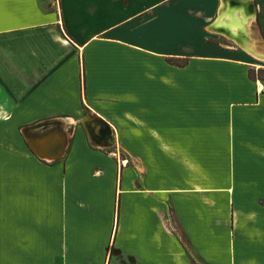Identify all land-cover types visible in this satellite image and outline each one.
Instances as JSON below:
<instances>
[{"label":"crops","instance_id":"1","mask_svg":"<svg viewBox=\"0 0 264 264\" xmlns=\"http://www.w3.org/2000/svg\"><path fill=\"white\" fill-rule=\"evenodd\" d=\"M249 1L260 15L0 0V264H198L186 242L206 264H264V92L240 44L255 19L244 39L215 32L242 50L202 30ZM97 118L110 147L87 137ZM47 120L67 135L53 160L29 144Z\"/></svg>","mask_w":264,"mask_h":264},{"label":"water","instance_id":"2","mask_svg":"<svg viewBox=\"0 0 264 264\" xmlns=\"http://www.w3.org/2000/svg\"><path fill=\"white\" fill-rule=\"evenodd\" d=\"M227 0H221L223 4L226 3ZM230 3H233L235 0H229ZM248 8V11L251 13L250 15L253 16V13L255 12L256 4L254 2L249 1L246 5ZM219 9L218 8L215 18L212 22H210L207 26V29L213 32H220V30H217L218 27L214 25L215 19L216 21L219 20ZM221 29V28H218ZM234 40V38H231ZM245 50V49H244ZM254 58H257L258 60L264 61L263 54H258L257 52L249 53ZM100 127L97 129L93 125H88L87 122L82 120L83 127L86 130L87 137L89 141L93 144H102L104 146L110 147L114 144V138L112 136V130L108 123L100 118H97L95 120ZM60 121H54V120H47L45 122H40L35 125L34 129H39L42 134H40L39 137L33 139V141H29L30 146L36 151L38 157L46 160H53L61 156L65 148L67 146V135L65 132H63L62 128L60 127L61 124ZM60 136H59V134ZM38 138L41 140L38 141Z\"/></svg>","mask_w":264,"mask_h":264},{"label":"bare ground","instance_id":"3","mask_svg":"<svg viewBox=\"0 0 264 264\" xmlns=\"http://www.w3.org/2000/svg\"><path fill=\"white\" fill-rule=\"evenodd\" d=\"M223 3L221 4V6ZM220 6L219 9V15L218 21H215L214 25L218 28L217 30H220L221 33L225 35H238L241 39H244L245 36H249L251 28H250V23L252 20V15L249 14V11H247V7L242 3V4H231L224 6L223 8ZM239 6L246 7L245 12L248 13V15H244L242 9L239 8ZM224 10L222 13L220 11ZM247 51L249 52H257V49L255 48V39H250L248 41V38L246 37V41L240 43ZM258 54L261 55V53L258 52ZM264 56V53H262Z\"/></svg>","mask_w":264,"mask_h":264},{"label":"rangeland","instance_id":"4","mask_svg":"<svg viewBox=\"0 0 264 264\" xmlns=\"http://www.w3.org/2000/svg\"><path fill=\"white\" fill-rule=\"evenodd\" d=\"M222 2H219V4H221ZM161 9H163V7H160ZM240 9H242L241 11H243V9H246V7H243V6H239ZM224 10L221 9L220 13H222ZM244 15H248V13H246L245 11L243 12ZM252 19L254 20L255 19V27H254V30H255V36H253V38L255 39V42H256V49H257V53H264V9L261 11L260 15L259 13L255 12L253 14V17ZM207 26L208 24H205L203 27H202V30L203 32L206 34V37L208 38L209 41H214V42H220L222 44H226V45H229V46H233V47H236L238 49H244L242 46H240L239 44H237L236 42L230 40L228 37L224 36V35H221V34H216L215 32L213 31H210L207 29ZM212 34L218 37H212ZM249 41V39H248ZM260 49H259V47ZM244 52H246L250 58V61L253 62L254 64L258 65L256 66L255 65V69L259 68V67H264V61L262 60H258L257 58H254L251 54H249L247 51L243 50ZM251 53V52H250ZM264 77V76H262ZM258 81H264L262 80L261 78H256L254 81L257 82ZM259 82H257L256 85H258ZM185 250L187 251V255L189 256V258L191 257V260L194 262V263H198V264H206L207 262L203 261L202 259H200L197 255H195V252L191 249V245H189L187 242H186V247H185Z\"/></svg>","mask_w":264,"mask_h":264},{"label":"trees","instance_id":"5","mask_svg":"<svg viewBox=\"0 0 264 264\" xmlns=\"http://www.w3.org/2000/svg\"><path fill=\"white\" fill-rule=\"evenodd\" d=\"M169 61L174 62L177 65H183L186 62L185 60L183 62H179L178 59H172V58H169ZM248 76L252 80H255L256 78H261L262 80H264V77H262L264 76V67H259L257 69H255L254 67H250L248 69Z\"/></svg>","mask_w":264,"mask_h":264},{"label":"built area","instance_id":"6","mask_svg":"<svg viewBox=\"0 0 264 264\" xmlns=\"http://www.w3.org/2000/svg\"><path fill=\"white\" fill-rule=\"evenodd\" d=\"M257 82H259L258 85H257V91L259 93L264 92V81L262 82V81H258L257 80Z\"/></svg>","mask_w":264,"mask_h":264}]
</instances>
